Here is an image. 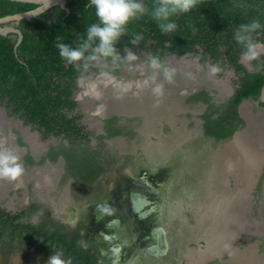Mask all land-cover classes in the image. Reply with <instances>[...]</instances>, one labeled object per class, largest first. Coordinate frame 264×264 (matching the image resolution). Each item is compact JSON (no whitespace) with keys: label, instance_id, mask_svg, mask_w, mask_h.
<instances>
[{"label":"flooded vegetation","instance_id":"af4514ba","mask_svg":"<svg viewBox=\"0 0 264 264\" xmlns=\"http://www.w3.org/2000/svg\"><path fill=\"white\" fill-rule=\"evenodd\" d=\"M20 21H11L7 24L20 30L18 28ZM144 33V31L139 32L142 39L136 45H130V40L134 37L126 32L116 45L121 57L129 48L136 53L138 59L132 62L131 66L123 61L113 65L110 59L102 60L91 64L87 71L83 68L77 69L73 81L70 77L59 79L54 76L52 78L54 83L74 82L76 87L73 91V98L77 102V107L70 111L69 116L78 118L83 128L82 133H88L87 142L92 147L109 149L114 154V158L126 164L123 171L115 175L116 179L108 182L105 180L111 175L104 172L99 174L89 186L79 182L69 173L67 159L62 153L57 152L55 159L50 157L53 148L56 151L60 145H69V142L56 136L46 137L42 129L32 124H25L22 119L16 117L13 111L14 106L9 105L6 100H0V118H3L0 119V137H6L8 140L15 138L18 141V143L15 142L16 145L9 146L21 157L25 168L24 175L15 183L0 181V206L14 213L30 205L33 198L42 202L44 206L51 208L56 220L69 224L80 232L86 243L95 246V249L99 251V260L103 264H224L220 255H224L226 251L221 250L225 247L221 242V236L226 230L222 227L214 230L211 226L212 223L208 216L210 212L212 213L213 207L210 205V200L206 205L186 203L187 199L198 198L193 195L195 190L190 194L183 193L182 195V188L180 189L182 176L187 174L182 168L187 167L188 160L194 161L193 164L198 168L205 165L206 162L203 159L205 156L202 158L203 163L193 158V153L196 152L198 146L200 148L197 151L201 153L204 150L208 153L210 162L216 147L229 142L245 129L251 128L252 115L241 108L244 102L252 101L246 100L241 104L240 115L244 118L246 125L231 139L219 144L214 140L201 142L199 139L203 133V115L207 112L209 104L202 99L199 93L205 90L212 98V103L220 104L233 94L239 73L226 62L209 59L203 63L200 55L182 56L169 52L171 46L169 41L158 39L155 32L148 31L147 36ZM4 36L15 39L16 48L23 39L22 32H8ZM143 39H145V44ZM254 41L264 45L258 39ZM121 42L125 45L119 46ZM159 43L164 44L163 47ZM199 49L202 51L201 47ZM184 56L186 58L182 59ZM149 57H157L164 66L176 70L173 82L168 83L164 77L162 81L159 77L160 83L163 84V95L156 96L152 91V98H149L150 101L147 103L151 113L123 111L127 106L123 108V103L118 100L122 96L123 85L121 84L131 81L133 76L139 74V72H134L133 75L132 70L136 66L150 68ZM192 58L199 66L215 65L222 69L223 71L218 73L221 77H224L226 70L229 71L227 76L229 75L231 79L230 81L225 80L228 86L222 87L214 79L207 80L203 70L195 74L191 72L193 76L190 77L181 61L187 62ZM63 61L66 68L74 67L67 64L65 60ZM254 61H245L243 54L239 60L251 72L256 70ZM145 89L150 90L148 84ZM176 89L178 92H173ZM172 97H181L182 104L185 106L182 115L189 118L187 125L182 123L185 125L182 132L194 133L189 139L186 138L183 141L178 137L174 144H171V140H166L163 133L173 129L171 118H166L170 114ZM260 102H264V88L259 99L252 102L257 110L264 111V107L259 105ZM155 115L156 119L159 115L162 116L157 120L159 125H155L157 122ZM151 119H154V124L151 123ZM157 126L162 132L155 130ZM32 129L38 132L39 139L36 142L33 141L30 133ZM114 130L119 131L120 134L110 136V131ZM11 131L17 135L10 134ZM143 134H147L148 141L144 140ZM115 139H127L130 144L132 142L135 144L142 142V144L137 150L124 151L123 147L111 144ZM151 142L153 143L150 144ZM135 144L131 146L135 147ZM236 144L238 146V142L234 141L231 146L235 147ZM240 144L245 152L248 148L252 149L250 146L252 142L245 141ZM208 145L210 148L205 149ZM155 149L164 150L165 153L176 150L174 153L176 157L168 158L167 162L164 161L166 163L164 166L154 167L155 164L151 163V159H154ZM256 149L264 155V142L256 146ZM27 155L31 156V161H28ZM246 156L248 158V155ZM163 158L166 159L165 156L161 157ZM262 161L263 167L259 174L257 187L258 195H255L253 205V211L257 213L264 211V159ZM66 183L69 184V192L64 187ZM197 195L201 196L200 193ZM6 196L14 198L16 202L23 197L20 202L23 200L24 202L13 209L5 202ZM65 196L70 197L68 199L70 203L63 207L59 202ZM72 197H74L73 201ZM200 199L202 201V197ZM97 205H107L114 211L110 215L102 213ZM31 219L33 222H38L39 215H33ZM215 232L216 238L212 236ZM260 236L257 238L261 242L258 246L259 251L257 249L255 252L253 247L252 252L250 247L244 250L242 247H235L232 253L227 252L225 257L232 260L231 264H264V234L261 233ZM216 244L217 249L214 248ZM50 257L35 258L32 255H20L14 257L8 264L21 258H30L37 263L47 264Z\"/></svg>","mask_w":264,"mask_h":264},{"label":"trees","instance_id":"16d2710c","mask_svg":"<svg viewBox=\"0 0 264 264\" xmlns=\"http://www.w3.org/2000/svg\"><path fill=\"white\" fill-rule=\"evenodd\" d=\"M142 2L151 9L156 0ZM88 3L89 0H69L70 13L55 6L29 20L22 19L18 28L23 39L18 48L15 39L0 34V100L14 106L16 117L42 129L46 137L67 140L69 145L62 144L56 151L53 148L50 157L55 159L57 152L62 153L67 159L69 173L86 186L102 172L111 175L105 181L116 179L115 175L126 167L109 149L92 147L87 142L88 133H82L78 118L69 116L77 107L73 98L74 82L52 81L54 76L74 80L77 69L66 68L54 43L58 37L75 48L86 39V28L98 23L94 7H86ZM36 7L31 3L0 0V18ZM254 19L259 20L261 29L253 34V39L264 43V0H201L190 12L173 18L177 28L169 33H162L150 15L127 26L126 32L131 37L142 31L146 36L148 31L155 32L158 39L169 41V52L182 56L200 55L203 63L209 59L226 62L239 73L233 94L222 103H212L205 90L199 93L209 104L203 115L201 142L214 140L219 144L231 139L246 125L240 115L241 104L246 100L257 101L264 88V55L254 61L256 70L248 71L239 62L244 49L233 38L241 24ZM124 45V42L119 44ZM259 105L264 107V102ZM118 134L117 130L110 131V136ZM26 158L32 159L30 155ZM33 215H39L38 222L32 221ZM55 251L62 252L66 260L70 258L71 264H103L95 246L86 243L80 232L69 224L56 220L51 208L42 202L33 198L30 205L14 213L0 206L2 264L20 255L43 258L52 256Z\"/></svg>","mask_w":264,"mask_h":264},{"label":"rangeland","instance_id":"374dc122","mask_svg":"<svg viewBox=\"0 0 264 264\" xmlns=\"http://www.w3.org/2000/svg\"><path fill=\"white\" fill-rule=\"evenodd\" d=\"M181 62L182 65L186 68L185 71L189 72L188 74L190 77L193 76V74H195L196 72L203 70L207 80L214 79L216 82H219L218 84H221L222 87L228 86V82L225 81L226 79L228 81H230L231 79L229 78V75L227 76L228 74L227 72H229L227 70L225 71L226 74L224 75V77H221L218 74L214 76L211 75L210 67L213 65L199 66L194 58L188 59L187 62L184 60H182ZM222 71L223 70L220 69V72ZM132 72L133 75L134 72H139V74L137 76H133L134 78H132L131 81H127L125 82L126 84H123L122 87L123 89L121 91L122 96H120V98L118 99L120 100L121 103L124 104L123 108H125V105L127 106L123 111L126 112L136 111L142 114L151 113L147 103L150 101L149 98H152L151 97L152 89L153 87H155L154 86L155 84L150 79V77L153 75L152 70L150 68L136 66V68H134ZM191 72L193 74H190ZM159 77L163 81V74L160 73L156 77V83H160ZM145 84L149 85L150 90L145 89L146 87ZM125 87L126 88L128 87L126 91L124 90ZM173 92H178V90L177 89L173 90ZM121 98L123 101H121ZM184 108L185 106L182 104L181 97L180 98L172 97L171 108L169 110L170 114L166 116V118L167 117L171 118L170 121L173 127L172 130L173 131L177 130V131L173 132L171 130L169 132H165V131L163 132L165 135V139L169 141L171 140V144L176 143L177 142L176 139L178 140V137L182 138L183 141L186 138L189 139L194 134L188 131L187 133L182 132V130L185 128V125H187L186 123L189 121V118H186L185 116L182 115L184 114ZM241 109L252 115L253 118V119L251 118L252 127L245 129L237 136L233 137L232 140H230L229 142L223 143L218 148L216 147L217 149L215 148V150L213 151L214 153L212 154L210 162H209L208 153H206L204 150L202 151L203 153L202 152L199 153L196 149L195 150L196 152L193 153V158L196 159L198 162H202V163L204 159V162L206 163L205 165H202L200 168H198L193 164L194 161L188 160L186 163L187 167L182 168L184 173L187 172V174L182 176V182L180 186V189L182 188V195H184L183 193L190 194L192 191L195 190V193L193 195H196V197L199 199V202L198 199L196 198H193L192 200L187 199L186 203L188 205L190 204L206 205L210 200V205H212L213 207L212 213L210 212L208 216V218L212 223L211 226L213 227L214 230H218L219 227H222L224 230H226L225 234L221 236L222 238L221 242L225 246L221 250L223 252L226 251L224 255H220L224 261V264L232 263V260L225 257V255L227 254V252L229 254L232 253L235 247L238 248L242 247L243 250L247 247H250L251 252L253 251L252 249L253 247L255 252H257L258 246L261 243L259 240H257V238L262 236V235L260 236L261 233L264 234V211H260V213L253 211V205L255 203L254 202L255 195H258L257 187H258L259 174L263 167L261 163H263L262 160L264 159L263 153L259 149H256V146H259V144H262L264 142V111L257 110L255 108L254 103L248 101L242 104ZM156 115H155V121H157L162 117L161 115H159L156 119ZM151 120H150L151 123L154 124V119ZM183 122L185 125L182 124ZM155 123H156L155 125L160 124L158 121ZM159 129H160L159 126L155 127L156 131L162 132ZM30 133L33 136V141L36 142L39 139L38 132L33 130ZM10 134H13L14 136L17 135L13 131H11ZM143 135H144L143 138L146 141L147 134L146 135L143 134ZM234 141L238 142V146L237 144L235 145V147L231 146L232 142ZM245 141L252 142V144L250 145L252 149L248 148L246 150V153L245 151H243L242 144H240L241 142L243 143ZM15 142L18 143V141L15 138H10L8 140V138L6 137H0V144H3L6 147L12 144L16 145ZM152 143L153 142H151L150 144ZM111 144L114 146L119 145L123 147L122 149L124 151H131L133 149L137 150V148L141 146L142 142L141 144L139 143L135 144L132 142V144H135V147L134 146L132 147L131 146L132 144H130V141L127 139H115L112 141ZM9 147L11 148V146ZM239 147H241L242 149ZM209 148L210 145H208V147H205V149H209ZM175 152L176 150L165 153L164 150L155 149V156L154 159H151V163L155 164L154 167L164 166L166 164L165 162L168 161V158L176 157V155L174 154ZM243 153L245 155L246 154L248 155L247 159L245 158L246 156L242 157L244 155ZM164 156L166 159L165 160L164 158L161 159V157ZM204 156L205 158H203ZM248 159L250 162L248 161ZM241 161L243 162L241 163ZM249 163H251L250 166ZM245 164L248 165L245 166ZM245 173L247 174L248 177L246 176ZM247 179H249V181ZM0 181H2L3 183L8 182L6 180H0ZM64 187H66V189H68L69 192V184L66 183ZM196 190H198L199 192H197ZM199 193L201 196L197 195ZM201 197H202V201L200 199ZM69 198L70 197L67 196L62 198L59 202L60 205L64 207V205L69 204L70 203V201L68 200ZM22 199L23 197H21V199L19 198L18 202H16L14 198L10 196L9 197L6 196L5 202L10 206V208L16 209L17 206H21V204L24 202V200L20 202ZM73 199L74 197H72V201ZM219 219H221V221ZM212 236L216 238L215 237L217 236L216 232L213 233ZM227 246L230 247L228 248ZM216 247L217 244L214 245L215 249H217ZM12 264H40V263H37V261H34L30 258H21L20 260L19 259L14 260Z\"/></svg>","mask_w":264,"mask_h":264},{"label":"clouds","instance_id":"9594fccd","mask_svg":"<svg viewBox=\"0 0 264 264\" xmlns=\"http://www.w3.org/2000/svg\"><path fill=\"white\" fill-rule=\"evenodd\" d=\"M201 0H156L154 7H149L142 0H89L86 7L95 9L98 23L86 28V39H82L74 48L62 42L58 37L55 39L54 47L58 49L59 56L69 65L76 69L88 70L91 64L99 63L102 60H111L113 65L118 62H125L129 66L137 61L138 56L131 48L121 57L116 45L120 38L126 34L127 26L142 16L150 15L157 23L162 33H169L177 28L173 18L185 14L196 8ZM261 29L259 20L241 24L234 33V40L244 49L243 59L251 62L257 60L264 54V45L258 44L253 39V34ZM142 39L136 35L130 40L136 45ZM148 65L153 75L150 77L155 84L152 89L154 95H163V84L156 83V77L162 73L168 83L173 82L176 74L174 68L164 66L157 57H149ZM220 68L213 65L210 67V74L216 75ZM130 87V86H129ZM125 91L127 88L124 89ZM25 173L21 157L12 148L0 144V180L9 182L18 181ZM102 213L112 214L114 209L107 205H97ZM63 253L55 251L49 258L47 264H71V259H64Z\"/></svg>","mask_w":264,"mask_h":264},{"label":"water","instance_id":"95a60500","mask_svg":"<svg viewBox=\"0 0 264 264\" xmlns=\"http://www.w3.org/2000/svg\"><path fill=\"white\" fill-rule=\"evenodd\" d=\"M12 2H19V3H31L36 4L37 7L33 10L21 12L14 15H9L0 18V34L5 35L8 32H21L20 30L16 29L12 25H8L7 23L11 21H20L22 19H31L34 16L40 15L47 11L48 9L60 6L62 9H64L67 13L70 12V8L68 7V1L69 0H9ZM21 40V36L19 41ZM186 56L182 57V59H185Z\"/></svg>","mask_w":264,"mask_h":264},{"label":"bare ground","instance_id":"6f19581e","mask_svg":"<svg viewBox=\"0 0 264 264\" xmlns=\"http://www.w3.org/2000/svg\"><path fill=\"white\" fill-rule=\"evenodd\" d=\"M145 80H146V79H145ZM146 82H147V81H146ZM125 84H126V83H125ZM128 84H129V83H128ZM121 85H123V84H121ZM129 85H130V84H129ZM145 85H146V84H145ZM94 86H95V84H94ZM124 86H125V85H124ZM154 86H155V85H154ZM92 87H93V85L90 86V89H91ZM125 88H126V87H125ZM127 88H128V87H127ZM153 88H154V87H153ZM98 90H99V89H98ZM141 91H142V90H141ZM109 92H110V91H109ZM144 92H145V91H144ZM93 93H94V92H93ZM140 93H143V92H140ZM147 93H148V92H147ZM109 94H110V93H109ZM138 94H139V93H138ZM145 94H146V93H145ZM110 95H111V94H110ZM117 96H118V95H117ZM99 97H100V96H99ZM138 98H139V96H138ZM122 101H123V100H122ZM124 101H125V100H124ZM113 103H114V102H113ZM124 103H126V102H124ZM112 105H113V104H112ZM118 105H119V103H118ZM118 105H117V106H118ZM123 105H124V104H123ZM103 106H104V105H103ZM114 106H115V105H114ZM121 106H122V104H121ZM121 106H120V108H122ZM101 108H102V107H101ZM102 109H103V108H102ZM115 109H116V108H115ZM117 110H118V109H117ZM123 110H124V109H123ZM131 110H132V109H131ZM105 113H106V112H105ZM102 114H103V113H102ZM239 148H241V147H239ZM239 148H238V150H239ZM241 149H242V148H241ZM243 151H245V150H243ZM237 153H238V152H237ZM245 153H246V152H245ZM241 154H242V152H241ZM243 154H244V153H243ZM246 155H247V154H246ZM246 155L244 154L242 157H244V156H246ZM245 158L247 159V156H246ZM228 160H229V159H228ZM238 161H239V160H238ZM248 161H249V159H248ZM242 162H243V161H241V163H242ZM249 162H250V161H249ZM235 164H236V163H235ZM235 164H234V165H235ZM250 164H251V163H249V166H250ZM246 165H248V164H245V166H246ZM249 168H250V167H249ZM249 168H248V169H249ZM244 169H245V168H244ZM237 170H238V169H237ZM241 170H242V169H241ZM242 173H243V172H242ZM239 174H240V173H239ZM245 174H246V173H245ZM242 175H243V174H242ZM246 176H247V174H246ZM247 177H248V176H247ZM247 177H246V178H247ZM240 178H241V177H240ZM244 179H245V177H244ZM247 180L249 181V179H247ZM245 186H246V185H245ZM224 202H225V201H224ZM137 203H139V201H138ZM219 220L221 221V219H219ZM230 224H231V223H230ZM225 226H226V225H225ZM223 232H224V231H223ZM223 232H222V233H223ZM223 234H224V233H223Z\"/></svg>","mask_w":264,"mask_h":264},{"label":"crops","instance_id":"0c3cea01","mask_svg":"<svg viewBox=\"0 0 264 264\" xmlns=\"http://www.w3.org/2000/svg\"><path fill=\"white\" fill-rule=\"evenodd\" d=\"M5 141V140H4Z\"/></svg>","mask_w":264,"mask_h":264}]
</instances>
